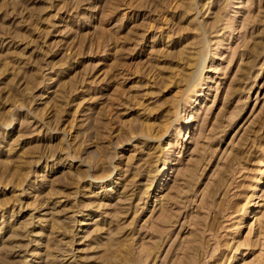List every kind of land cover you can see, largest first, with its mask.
Here are the masks:
<instances>
[{"label": "rangeland", "instance_id": "obj_1", "mask_svg": "<svg viewBox=\"0 0 264 264\" xmlns=\"http://www.w3.org/2000/svg\"><path fill=\"white\" fill-rule=\"evenodd\" d=\"M0 264H264V0H0Z\"/></svg>", "mask_w": 264, "mask_h": 264}]
</instances>
